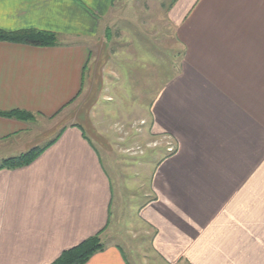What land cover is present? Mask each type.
Segmentation results:
<instances>
[{
	"label": "crops",
	"instance_id": "obj_1",
	"mask_svg": "<svg viewBox=\"0 0 264 264\" xmlns=\"http://www.w3.org/2000/svg\"><path fill=\"white\" fill-rule=\"evenodd\" d=\"M118 2L0 0L1 29L58 36L46 47L0 41V164L53 141L29 165L0 169V264H49L114 230L127 189L142 197L136 214L153 231L150 264H264V0L169 4L182 59L152 95L148 118L176 149L130 167L129 180L91 121L109 52L97 37ZM17 109L36 119L68 109L71 122L27 139L28 122L1 115ZM85 264L134 263L108 243Z\"/></svg>",
	"mask_w": 264,
	"mask_h": 264
},
{
	"label": "rangeland",
	"instance_id": "obj_2",
	"mask_svg": "<svg viewBox=\"0 0 264 264\" xmlns=\"http://www.w3.org/2000/svg\"><path fill=\"white\" fill-rule=\"evenodd\" d=\"M120 1L118 4L124 6L113 9L103 19V30L97 37V43L109 52L105 58V83L90 112L95 128L113 150L111 158L117 165V174L129 180V173L134 171L130 167L138 164L140 168L143 163L157 162L162 148L167 151L169 143L176 149L171 139L154 133L148 110L152 95L177 72L182 49L165 19V12L173 0ZM132 3L134 7H130ZM151 54L153 58L147 56ZM140 65L144 68H139ZM70 112L64 109L60 115L48 119H36L32 113L31 119L25 121L31 126L25 136L27 139L54 136L63 124L71 122ZM44 143L34 147H42ZM128 148H137L138 153L132 155L126 152ZM113 182L117 193L121 184L114 177ZM130 193L134 190L127 189L112 217L114 230H105L99 236L104 245L122 244L134 264H150L154 259L151 251L153 231L142 226L136 214L137 202L141 203L142 197L136 201Z\"/></svg>",
	"mask_w": 264,
	"mask_h": 264
},
{
	"label": "trees",
	"instance_id": "obj_3",
	"mask_svg": "<svg viewBox=\"0 0 264 264\" xmlns=\"http://www.w3.org/2000/svg\"><path fill=\"white\" fill-rule=\"evenodd\" d=\"M0 41L24 43L32 46L46 47L57 45L58 36L55 32L37 28H27L16 31H6L0 28ZM1 115L26 121L31 119L33 114L26 110L17 109L9 112H3L1 113ZM52 143L53 141L42 147H33L20 155L6 158L1 162L0 169H12L29 165L34 160H36ZM99 235L100 232L84 239L77 245L62 251V253L49 264L87 263L94 254L105 249V245L103 244Z\"/></svg>",
	"mask_w": 264,
	"mask_h": 264
},
{
	"label": "built area",
	"instance_id": "obj_4",
	"mask_svg": "<svg viewBox=\"0 0 264 264\" xmlns=\"http://www.w3.org/2000/svg\"><path fill=\"white\" fill-rule=\"evenodd\" d=\"M174 151H175L174 145L172 143H169L168 146H167V152L172 153ZM126 152H129V153H131L133 155V154H137L138 153V149L137 148H135V149L128 148V149H126Z\"/></svg>",
	"mask_w": 264,
	"mask_h": 264
}]
</instances>
